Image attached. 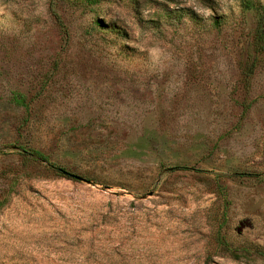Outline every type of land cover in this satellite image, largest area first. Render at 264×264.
<instances>
[{
  "label": "rangeland",
  "instance_id": "obj_1",
  "mask_svg": "<svg viewBox=\"0 0 264 264\" xmlns=\"http://www.w3.org/2000/svg\"><path fill=\"white\" fill-rule=\"evenodd\" d=\"M241 1L0 0V264H264Z\"/></svg>",
  "mask_w": 264,
  "mask_h": 264
},
{
  "label": "trees",
  "instance_id": "obj_2",
  "mask_svg": "<svg viewBox=\"0 0 264 264\" xmlns=\"http://www.w3.org/2000/svg\"><path fill=\"white\" fill-rule=\"evenodd\" d=\"M83 2L91 3L93 0H79ZM240 9L243 13H249L253 20V28L251 31L250 41V63L243 72L246 76L252 73V69L255 63V56L264 52V0H244L240 2ZM97 24V22H96ZM98 25V24H97ZM214 26H217V22H213ZM11 102L17 107L23 109L24 114L27 113V103L22 95L13 93L11 96ZM24 158L31 161H39L47 163L45 157L36 151L23 152ZM60 176H68L63 169L58 168L56 170ZM6 199H0V208L5 204Z\"/></svg>",
  "mask_w": 264,
  "mask_h": 264
},
{
  "label": "water",
  "instance_id": "obj_3",
  "mask_svg": "<svg viewBox=\"0 0 264 264\" xmlns=\"http://www.w3.org/2000/svg\"><path fill=\"white\" fill-rule=\"evenodd\" d=\"M68 176H69V177H72V178H74V179H76V180L82 181V182H84V183H86V184H89L88 181H86V180H84V179H82V178H80V177H77V176H74V175H70V174H68Z\"/></svg>",
  "mask_w": 264,
  "mask_h": 264
}]
</instances>
